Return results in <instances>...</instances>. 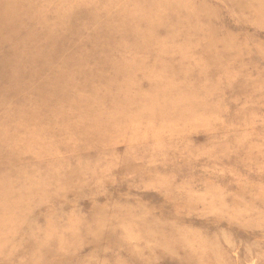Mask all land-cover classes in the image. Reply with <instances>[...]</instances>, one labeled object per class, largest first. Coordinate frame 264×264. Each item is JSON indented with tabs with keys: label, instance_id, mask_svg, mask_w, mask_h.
<instances>
[{
	"label": "rangeland",
	"instance_id": "obj_1",
	"mask_svg": "<svg viewBox=\"0 0 264 264\" xmlns=\"http://www.w3.org/2000/svg\"><path fill=\"white\" fill-rule=\"evenodd\" d=\"M59 1L0 0V264H264V0Z\"/></svg>",
	"mask_w": 264,
	"mask_h": 264
},
{
	"label": "bare ground",
	"instance_id": "obj_2",
	"mask_svg": "<svg viewBox=\"0 0 264 264\" xmlns=\"http://www.w3.org/2000/svg\"><path fill=\"white\" fill-rule=\"evenodd\" d=\"M60 2H65V0H60V1H59V2H58V3L52 8V10H49L48 12H49V13H52V11L55 10V8L57 7V5H58ZM69 7L72 8V9H74L73 4H69ZM76 7H77V6H76ZM76 7H75V8H76ZM72 9H71V10H72ZM83 14H84V13H82L80 16L82 17ZM66 19H67V18H65L64 20H66ZM105 29H106V30H109L107 27H105L104 30H105ZM89 36H90V35H89ZM89 36H88V39H89ZM16 38H17V40L15 41V43H17V45H18V44H21L22 41H23V37H22L21 35H18ZM90 39L93 40V41H98V42H101V41H102V40H95V39H93L92 37H90ZM170 39H171V36H170ZM13 45L16 46V44H13ZM98 58H99V57H98ZM74 67H75V64H74Z\"/></svg>",
	"mask_w": 264,
	"mask_h": 264
}]
</instances>
